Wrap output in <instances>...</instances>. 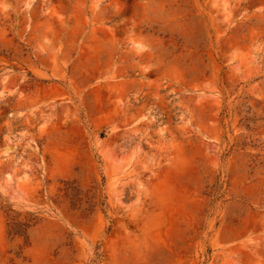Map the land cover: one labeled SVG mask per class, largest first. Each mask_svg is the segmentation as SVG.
<instances>
[{"label":"rangeland","instance_id":"1","mask_svg":"<svg viewBox=\"0 0 264 264\" xmlns=\"http://www.w3.org/2000/svg\"><path fill=\"white\" fill-rule=\"evenodd\" d=\"M0 264H264V0H0Z\"/></svg>","mask_w":264,"mask_h":264}]
</instances>
